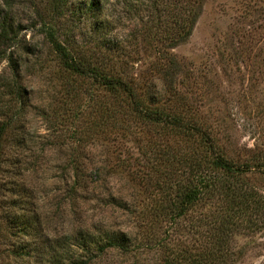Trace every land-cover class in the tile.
Wrapping results in <instances>:
<instances>
[{
    "label": "rangeland",
    "instance_id": "rangeland-1",
    "mask_svg": "<svg viewBox=\"0 0 264 264\" xmlns=\"http://www.w3.org/2000/svg\"><path fill=\"white\" fill-rule=\"evenodd\" d=\"M49 28L189 130L68 73ZM0 130V264H66L81 230L126 238L93 264H264V0H0Z\"/></svg>",
    "mask_w": 264,
    "mask_h": 264
},
{
    "label": "trees",
    "instance_id": "trees-1",
    "mask_svg": "<svg viewBox=\"0 0 264 264\" xmlns=\"http://www.w3.org/2000/svg\"><path fill=\"white\" fill-rule=\"evenodd\" d=\"M196 23V16L193 19H189V27L186 30H183L184 34L178 36L177 39L183 40L190 36V33L193 32L194 25ZM177 26L180 27V22H176ZM45 38L51 45V48L54 53L57 54L60 62L62 63L64 69L73 75L79 77H86L94 81L95 83L102 85L104 87L109 88L112 91H120L126 94L131 100V104L133 105L134 111L141 115L144 119L154 122H165L169 125L176 126L178 128L188 129L186 125L181 122V120L177 118H165L161 114L156 112H150L141 108L140 103L138 102V95L136 90L126 81H123L119 78H113L106 74V69L101 67L92 66L86 58L82 55V51L78 48L70 46L67 41L62 40L61 36L58 32H54L53 28H49L48 32H45ZM195 130V129H192ZM191 131V130H190ZM4 131L0 130V169H1V143H2V133ZM205 137V135H203ZM207 142L210 145V151L213 157L212 166L215 169L222 170L226 173H233L240 175L243 171L240 170L237 166L226 160L223 156L218 154L214 149L209 140ZM192 182V186L186 191L185 194V202L189 204V207L196 203L203 195L211 193L218 188H213L214 183L209 178L208 175H200L198 179H195ZM235 193V191H234ZM238 195L240 199L242 198V194ZM233 196V195H232ZM237 197V195H235ZM234 198H231V201ZM237 203L235 205H239ZM182 213V211H181ZM229 220V219H228ZM227 224H232V220L224 224L222 227ZM222 231L221 229L219 230ZM82 237L80 238L77 244H74L78 248L77 257L74 260H68L66 264H93L94 260L98 257L104 255L106 252L111 249H124L126 245V238L123 235L118 234H101V236H97L94 233H91L87 230H81ZM128 244V243H127ZM128 248V246L126 245ZM77 251V250H76ZM80 251V252H79Z\"/></svg>",
    "mask_w": 264,
    "mask_h": 264
}]
</instances>
